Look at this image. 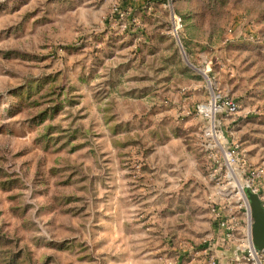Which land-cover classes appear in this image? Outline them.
<instances>
[{
	"label": "rangeland",
	"instance_id": "rangeland-1",
	"mask_svg": "<svg viewBox=\"0 0 264 264\" xmlns=\"http://www.w3.org/2000/svg\"><path fill=\"white\" fill-rule=\"evenodd\" d=\"M214 93L264 168V0H0V264L228 259L212 207L244 208L202 136Z\"/></svg>",
	"mask_w": 264,
	"mask_h": 264
},
{
	"label": "built area",
	"instance_id": "built-area-1",
	"mask_svg": "<svg viewBox=\"0 0 264 264\" xmlns=\"http://www.w3.org/2000/svg\"><path fill=\"white\" fill-rule=\"evenodd\" d=\"M181 27V18L173 15V31L176 35ZM237 110L236 101L220 93H214L208 102L196 107L197 113L204 120L202 136L205 147L210 150L213 158L218 156L223 161L227 176L234 181L233 187L236 188V194H238L237 200L244 208V225L241 228L237 226L233 214L226 216L225 208L212 207L213 215L218 220L217 225L225 234V240H233L230 245L223 241L224 249L231 250L233 254L221 263L211 257L210 264H264V248L256 250L252 244V219L248 202L244 196V189L256 193L264 210V168L246 165L239 145L232 139L228 140L221 128L223 116L232 115ZM235 235L240 236L235 238Z\"/></svg>",
	"mask_w": 264,
	"mask_h": 264
},
{
	"label": "water",
	"instance_id": "water-1",
	"mask_svg": "<svg viewBox=\"0 0 264 264\" xmlns=\"http://www.w3.org/2000/svg\"><path fill=\"white\" fill-rule=\"evenodd\" d=\"M180 47L183 53V57L185 61L188 63L187 56L184 50L182 49L181 44ZM196 70L201 72V70L199 69ZM244 196L248 202L250 217L252 219V225H251L252 244L256 250H261L262 248H264V210L262 208L261 201L256 193L250 191L249 189H244Z\"/></svg>",
	"mask_w": 264,
	"mask_h": 264
},
{
	"label": "crops",
	"instance_id": "crops-1",
	"mask_svg": "<svg viewBox=\"0 0 264 264\" xmlns=\"http://www.w3.org/2000/svg\"><path fill=\"white\" fill-rule=\"evenodd\" d=\"M222 245H223V248L222 249H224V243H222ZM220 249H221V247H220ZM224 251H226V250L224 249Z\"/></svg>",
	"mask_w": 264,
	"mask_h": 264
}]
</instances>
